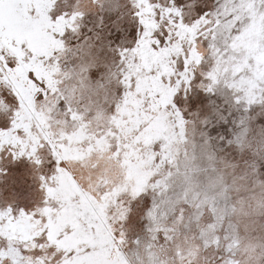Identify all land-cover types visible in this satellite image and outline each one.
I'll list each match as a JSON object with an SVG mask.
<instances>
[{"label":"snow or ice","instance_id":"snow-or-ice-1","mask_svg":"<svg viewBox=\"0 0 264 264\" xmlns=\"http://www.w3.org/2000/svg\"><path fill=\"white\" fill-rule=\"evenodd\" d=\"M89 10L109 12L111 28L100 14L95 27H88L92 36L83 33V21ZM46 12L53 44L38 66H32V56L9 59L8 50L0 46V179L27 165L37 180L36 192L29 197L33 200L31 205H22L17 200L0 202V264H99L106 250L123 255L122 249L128 243L125 225L137 218L144 222L153 216L156 196L167 191V179L172 175L173 162L164 141L154 144L153 151L154 162L161 167L167 165L166 173L150 177L143 187H129L125 193L117 194L118 185L106 183L103 174L105 161L111 162L115 156V163L119 164L129 145L139 146L140 141L135 145L132 141L147 127L134 130L125 139L124 126L131 123L130 101L133 98L142 101L149 114L152 104L161 107L157 103L160 94L153 98L142 92L134 75L135 69L142 65L144 48H150L162 61L149 72L166 92L162 110L169 115L177 136L189 123H196L186 118L194 89L222 98L223 104L242 108L246 115L241 116L237 127L249 121L264 129V40L254 52L245 50L241 44L257 26L264 29V0H215L211 11L208 0H129L128 3L87 0L83 5L81 0H76L71 12L58 0H48ZM127 14L135 21L130 30L123 24ZM40 15L38 0H0V35L22 20ZM69 33L76 41L70 43ZM81 36L83 40L79 39ZM93 37L100 42L101 50L106 48L112 54L111 61L97 57L98 66L90 73L111 109L107 123L95 126L78 106L74 107L72 98L61 87L63 80L57 79L62 72L61 58L68 52L90 55V50L97 47ZM138 58L141 63H137ZM209 58L211 64L207 63ZM225 69V76L231 75L222 80L220 72ZM15 73H23L25 85L32 89L30 99L26 100L12 85L10 77ZM221 86L231 95L218 92ZM254 106H259L260 111L255 112ZM191 116L199 117L200 113ZM226 119L225 112L213 100L209 112L199 120L202 141L214 146L212 136L219 131L215 125ZM247 131L245 128L244 134ZM220 139L223 143L216 150L226 155L235 153L240 162L249 165L250 158L236 150L233 135ZM100 145H105L108 151L94 167L92 155L99 153ZM73 147L85 154L83 160L75 162L78 175L73 173L74 179L103 207V215L97 210L98 219H92L91 223L87 219L81 221L85 231L92 234V241L80 238L75 228L65 226L57 230L54 225L56 214L65 207L54 197L61 179L73 171L65 150ZM251 165L264 179V159H252ZM110 195L115 204H106L105 198ZM21 224L31 225V231L27 234L17 231ZM97 225H102L104 231L110 227L111 244L95 242L101 239ZM152 239L158 241L160 235ZM164 240H168L167 235ZM132 243L138 245L140 240ZM239 247L236 236L222 226L213 240L197 245L195 255L178 249L175 259L178 264H239ZM255 260L264 264V256L257 255Z\"/></svg>","mask_w":264,"mask_h":264},{"label":"rangeland","instance_id":"rangeland-1","mask_svg":"<svg viewBox=\"0 0 264 264\" xmlns=\"http://www.w3.org/2000/svg\"><path fill=\"white\" fill-rule=\"evenodd\" d=\"M58 2L66 11L71 12L76 0ZM86 2L87 0H81V5ZM128 2L129 0H121V3ZM47 3L48 0H38L41 12L38 18L22 20L14 28L0 35V46L8 50L9 59L32 56V66H38V61L43 59L44 54L52 47L53 37L47 21ZM214 3L215 0H208L209 11ZM107 7L105 4V8ZM100 14L105 16L106 23L111 28L109 12L89 10L83 21V33L92 36V33L88 32V27H95L96 17ZM123 24L126 30H130L135 24L131 14L125 16ZM262 33L264 29L257 26L241 42L242 47L254 52L264 40ZM69 35L72 36L71 33ZM76 39L72 36L70 43ZM79 39L83 40V36ZM17 41L22 43L18 44ZM93 41L97 47L90 50V55L83 53L73 55L72 52H68L61 58L62 72L57 79L63 80L61 87L65 94L72 98L74 107L78 106L95 126L107 123L111 109L104 100L103 90L99 88L97 81L91 78L90 73L98 66L97 57L111 61L112 54L106 48L101 50L100 42L96 41L95 37ZM142 55V65L135 69L134 75L138 77L142 92L151 94L153 98L156 93L160 94L157 103L161 107L158 108L156 103L152 104L149 114L145 111L146 106L142 101L135 98L130 101L132 107L128 110V116L131 123L124 126L125 139L131 137L134 130L145 125L147 127H144L140 135L132 141L133 145L140 141L139 146L133 148L129 145V151L119 164L115 163V156L111 157V162L105 161L107 166L103 169V174L106 183L118 185L117 194L125 193L129 187H143L150 177L166 173L167 165L161 167L156 164L153 151L154 144L164 141L173 162L172 175L167 179V191L156 196L157 207L153 216L144 222L137 218L125 225L128 243L122 249L123 255H113L106 250L99 264H178L175 259L178 249L195 255L197 245H201L204 240H213L217 230L222 226L239 241L240 247L237 250L239 264H257L255 256H264V179L253 170L251 160L264 159V129L249 121L237 127L241 116L246 115L242 108L223 104L222 98L217 99L194 89L187 106L186 118L189 121L195 120L196 123H189L186 128L179 130L180 135L177 136L169 115L162 110L166 102V92L154 74L149 72V69L155 70L162 61L147 46ZM137 63H141L139 58ZM207 63H212L211 58ZM225 72L227 69L220 72L222 80L230 78L231 74L226 77ZM70 75H74V78H70ZM10 80L26 100L30 99L32 89L25 85L23 73L12 74ZM111 87L114 90V80ZM219 91L228 93V89L222 86ZM213 100L227 117L225 121L215 125L219 131L212 136L214 146L202 141L199 130V120L209 112ZM197 111L200 113L199 117L191 116V113ZM254 111L259 112V106H254ZM245 128L248 129L246 134ZM232 135L236 138L234 140L236 150L250 158L248 166L240 162L241 158L235 153L226 155L216 150L215 147H220L223 143L220 137ZM236 140H239V144H236ZM99 147V153L92 155L94 167L108 151L105 145ZM65 156L71 161L69 168L73 171L61 179L54 197L65 204L62 211L56 214L54 225L57 230L65 226L75 228L80 238L92 241V234L85 231L81 221L87 219L91 223L92 219H98L97 210L103 215V207L91 193H85L74 179L73 173L78 175L76 171L78 165L75 162L83 160L85 154L79 148L73 147L65 150ZM36 188L37 180L32 170L27 165H22L20 170L13 169L7 177L0 179V202L17 200L22 205H31L33 200L29 197L35 194ZM105 200L106 204L108 202L115 204V199L111 195ZM85 213L88 214L87 217ZM31 228V225L21 224L17 226V231L27 234ZM146 228H151L152 231L149 232L145 230ZM110 232V227L108 231H104L102 225H97V234L101 239L95 242L101 245L111 244ZM157 234L160 235V240L154 241L152 238ZM165 235L168 236V240H164ZM136 239L140 240L138 245L132 243ZM149 245H152L151 249Z\"/></svg>","mask_w":264,"mask_h":264},{"label":"crops","instance_id":"crops-1","mask_svg":"<svg viewBox=\"0 0 264 264\" xmlns=\"http://www.w3.org/2000/svg\"><path fill=\"white\" fill-rule=\"evenodd\" d=\"M70 78H74V75L72 76V75H70Z\"/></svg>","mask_w":264,"mask_h":264}]
</instances>
